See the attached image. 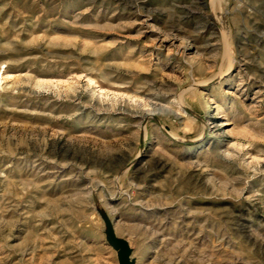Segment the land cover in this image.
Masks as SVG:
<instances>
[{
    "label": "rangeland",
    "instance_id": "1",
    "mask_svg": "<svg viewBox=\"0 0 264 264\" xmlns=\"http://www.w3.org/2000/svg\"><path fill=\"white\" fill-rule=\"evenodd\" d=\"M98 206L134 264H264V0H0V264H118Z\"/></svg>",
    "mask_w": 264,
    "mask_h": 264
},
{
    "label": "water",
    "instance_id": "2",
    "mask_svg": "<svg viewBox=\"0 0 264 264\" xmlns=\"http://www.w3.org/2000/svg\"><path fill=\"white\" fill-rule=\"evenodd\" d=\"M97 210L103 221L105 240L115 250L118 264H134L135 259L131 256L132 248L127 239L116 234L112 220L102 207L98 206Z\"/></svg>",
    "mask_w": 264,
    "mask_h": 264
},
{
    "label": "bare ground",
    "instance_id": "3",
    "mask_svg": "<svg viewBox=\"0 0 264 264\" xmlns=\"http://www.w3.org/2000/svg\"><path fill=\"white\" fill-rule=\"evenodd\" d=\"M210 6H211V5H210ZM213 6H214V4H213ZM210 11H211V10H210ZM211 13H212V12H211ZM218 19H219V18H218ZM220 35H221V34H220ZM227 64H228V63H227ZM160 109L163 110V111H166V112L172 111L169 107L166 108V107L161 106ZM172 112H173V111H172ZM173 113H174V112H173Z\"/></svg>",
    "mask_w": 264,
    "mask_h": 264
}]
</instances>
